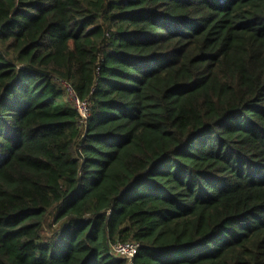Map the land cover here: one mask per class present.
<instances>
[{
	"label": "trees",
	"instance_id": "1",
	"mask_svg": "<svg viewBox=\"0 0 264 264\" xmlns=\"http://www.w3.org/2000/svg\"><path fill=\"white\" fill-rule=\"evenodd\" d=\"M115 243L264 264V0H0V264Z\"/></svg>",
	"mask_w": 264,
	"mask_h": 264
},
{
	"label": "built area",
	"instance_id": "2",
	"mask_svg": "<svg viewBox=\"0 0 264 264\" xmlns=\"http://www.w3.org/2000/svg\"><path fill=\"white\" fill-rule=\"evenodd\" d=\"M68 90H70L68 88ZM72 104L80 116L81 121H85L88 117L90 101L88 99L79 100L75 96L72 99ZM138 250V245L135 243H115L110 247V254L115 258H120L126 261V264H132Z\"/></svg>",
	"mask_w": 264,
	"mask_h": 264
},
{
	"label": "rangeland",
	"instance_id": "3",
	"mask_svg": "<svg viewBox=\"0 0 264 264\" xmlns=\"http://www.w3.org/2000/svg\"><path fill=\"white\" fill-rule=\"evenodd\" d=\"M68 94H69V96H70V99L72 100L73 97H74V94L72 93V91H71V90H68Z\"/></svg>",
	"mask_w": 264,
	"mask_h": 264
}]
</instances>
